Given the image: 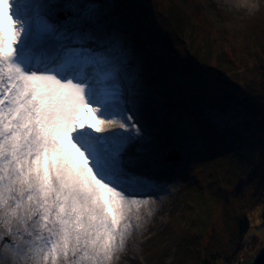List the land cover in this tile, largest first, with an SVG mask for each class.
<instances>
[{
	"label": "snow or ice",
	"instance_id": "snow-or-ice-1",
	"mask_svg": "<svg viewBox=\"0 0 264 264\" xmlns=\"http://www.w3.org/2000/svg\"><path fill=\"white\" fill-rule=\"evenodd\" d=\"M105 21L96 0H0V226L22 241L5 245L13 264H108L161 188L131 171L140 82Z\"/></svg>",
	"mask_w": 264,
	"mask_h": 264
},
{
	"label": "rangeland",
	"instance_id": "rangeland-1",
	"mask_svg": "<svg viewBox=\"0 0 264 264\" xmlns=\"http://www.w3.org/2000/svg\"><path fill=\"white\" fill-rule=\"evenodd\" d=\"M99 1L107 27L127 43L130 66L140 82V94L131 123L141 130L144 142L131 145L127 155L134 158V167L141 168L135 173L153 177L152 170L166 165L174 173L170 184L160 182V191L164 192L169 186L171 193L163 197L156 212L150 210L137 223L132 222L134 227H140L141 232L136 230L127 249L123 247L120 253L116 252L108 264H146L143 258L148 254L157 262L169 264L173 254L168 249L186 236L190 241L197 236L201 226L204 228L201 242L194 247L200 254L206 243L211 246L215 242L213 238L222 248H234L237 220L247 214L248 205L260 194L264 150L248 148L235 155L197 159L185 148L188 134L182 120L189 113L183 110L187 108L185 100H190L187 90L198 86L196 79L199 77L202 83L210 86L205 92L202 89V95L215 104L220 102L218 105L224 102L226 112L222 115L239 127L243 135L256 138L264 147V108H246L241 102H231L228 96L242 97L244 88L233 81L231 74H224L222 78L216 70L218 63L228 60L238 62L244 59L243 64L252 66V58L260 52L257 44L264 31V0H211L219 10L231 14L225 19L214 17L201 0H125L118 6ZM174 30L184 37L185 42L175 39ZM158 38L163 40L159 47L165 49V54L150 44V39L152 42ZM135 41L144 48L148 43L150 50L147 48L145 54L149 52L156 59L145 60L139 56L140 53L132 46ZM188 49L196 59V68L189 60ZM164 60L168 61L167 69L173 67L178 73L183 86L181 83L168 87L154 83L165 80V68L158 64H163ZM238 69L241 71L243 67ZM128 107L131 108V104ZM119 131L122 130L117 127L109 129V132ZM138 147L142 148L139 153L136 151ZM171 149L178 151L179 158L175 160L173 157L171 163H167L170 162L167 159ZM157 174L167 176L168 172L159 170ZM249 216L250 229L231 264H251L264 246V219L259 217V211ZM18 227L13 222L14 234ZM13 243L22 241L17 235H9L6 227L0 226L3 264H13L5 248L6 244Z\"/></svg>",
	"mask_w": 264,
	"mask_h": 264
},
{
	"label": "trees",
	"instance_id": "trees-1",
	"mask_svg": "<svg viewBox=\"0 0 264 264\" xmlns=\"http://www.w3.org/2000/svg\"><path fill=\"white\" fill-rule=\"evenodd\" d=\"M59 1L63 2L64 0ZM104 1L106 4L111 3L112 5L114 4L115 6H118V4H120L119 2H124L125 0ZM96 2L100 3L99 0H96ZM201 2V4H203L210 13L214 14V17L216 18L225 19L231 16V14L219 10L211 0H201ZM137 20L139 19L137 18ZM175 33L176 40L185 42L184 37L180 36L177 31ZM260 39L261 41L257 44V46L260 47V52L259 54H255L254 58H252V66L243 64L246 61L244 59L238 62L228 60L227 62H220L216 65V70L220 73L222 78L224 74L229 73L231 74L233 81L236 80V82L240 83L244 88L242 97L230 95L228 96V99L235 103L241 102L246 108L254 107L258 110L264 108V31L262 32V38L260 37ZM149 41L150 44L154 45V48H156L158 52L162 51L163 54H165V49L163 48V50L159 47L163 40L158 38V40L151 42L150 39ZM147 44L145 45L146 48H144L143 45L138 44V42L135 41L132 46L137 53H140H138L139 56L143 57L145 60L148 58H153V60H155V56L151 53L149 54L148 52L145 54V52H147L146 49L149 48ZM167 44L171 47V43H169V41ZM188 56L189 60H191L192 66L196 68V59L194 55L190 53L189 49ZM166 61L167 60H164L163 64L158 62L161 67L165 68L163 69L166 74L164 75L165 80L159 82L154 81V83H162L167 87L170 85L175 86L176 84L181 83V86H183L184 83L180 81L179 75L174 68L170 67L167 69ZM240 67H243L241 71L238 69ZM145 71H147L146 67ZM149 79H152L150 75ZM196 81L199 86L198 90H196L198 86H196L193 90H187L188 87L186 88L189 92L188 98H190V100H185L187 108L183 110L189 113L186 119L182 120L184 130H186L188 134V140L185 142V148H187L191 154L195 155L197 159L204 158L205 160L210 159L211 157H223L239 154L248 148L259 147L264 150L261 141H258L256 138L243 135L239 127L231 123L224 117V115H222L226 112L223 109L224 102H221L222 104H220V106L218 105L220 102L215 104L213 100H207L202 95V89L205 92V90H209L207 87L210 88V86L202 83L199 77H197ZM189 116L190 118L188 119ZM182 128L183 127H181V129ZM179 136L180 135L178 134V137ZM262 163L264 164V161H262ZM259 188V197H256L254 201L248 205L246 209L247 214L237 220L234 236V248H222L218 241L213 238L212 240L215 242L211 243V246L208 245L209 247L206 243L203 249H201L202 253L200 254V251L195 250L194 247L199 246V243L201 242V236L204 231L203 226H201L199 227L200 229L197 230V236L191 238L190 241H188V236H186L181 238L180 241L168 249V252L173 254L169 264H218V262L221 264H231L237 257L250 229L251 216H249V214L252 215L254 212L259 211V217L264 219V177L261 180ZM143 259L146 264H164L162 262L155 261L153 256L150 254L146 255Z\"/></svg>",
	"mask_w": 264,
	"mask_h": 264
},
{
	"label": "bare ground",
	"instance_id": "bare-ground-1",
	"mask_svg": "<svg viewBox=\"0 0 264 264\" xmlns=\"http://www.w3.org/2000/svg\"><path fill=\"white\" fill-rule=\"evenodd\" d=\"M233 1V0H232ZM235 1V0H234ZM153 151V150H152ZM151 155H154V153H152ZM164 162H167V161H164ZM167 163H171L170 162H167ZM141 168H139V166L137 167H132L131 168V171L133 172H136L138 170H140ZM170 167L167 165L166 166H162V168H157L152 170V174H154L155 176H153V178L159 182H162V181H166L168 182V184H170V180L174 177L173 176V172L170 171ZM159 170H161L162 172H168V175L165 176V175H158L157 173L159 172ZM143 175V174H141ZM171 193V190H170V187L168 186V189L165 190L164 192H161L160 190L158 192H152V193H148L147 194V198H149V203L145 206H142L140 209H139V212H136V210L134 209L132 211V213L130 214V223L132 225V222L133 223H137L138 222V219H137V216H139V218L141 219L142 217H144L148 211L150 210H154V212H156V208H157V205H160L162 203V199L163 197H165L166 195H169ZM138 230L139 232H141L140 230V227L138 226L137 228L134 227L132 225L129 233L127 234V237H126V240H125V244H124V249H127V247L129 246V244L132 242L133 240V233ZM122 251V249L118 250L117 252L120 253Z\"/></svg>",
	"mask_w": 264,
	"mask_h": 264
},
{
	"label": "water",
	"instance_id": "water-1",
	"mask_svg": "<svg viewBox=\"0 0 264 264\" xmlns=\"http://www.w3.org/2000/svg\"><path fill=\"white\" fill-rule=\"evenodd\" d=\"M63 2H60V3H63ZM58 15H59V18L60 19H63L64 18V13H59ZM69 15H70V13H69ZM173 157H175L174 158L175 160L179 158L178 151L175 150V149H171L169 151V157H168L167 160L171 161V160H173ZM251 264H264V246L259 250V252L255 256V258L253 259V261H252Z\"/></svg>",
	"mask_w": 264,
	"mask_h": 264
}]
</instances>
